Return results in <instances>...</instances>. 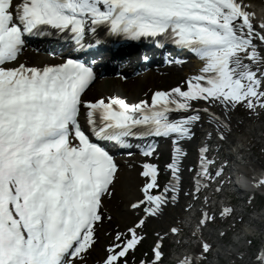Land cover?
Masks as SVG:
<instances>
[{
    "label": "snow or ice",
    "instance_id": "obj_1",
    "mask_svg": "<svg viewBox=\"0 0 264 264\" xmlns=\"http://www.w3.org/2000/svg\"><path fill=\"white\" fill-rule=\"evenodd\" d=\"M53 38L64 53L28 57L41 51L34 39ZM148 41L163 63L187 62L171 48L200 68L136 100L88 95L94 50ZM242 110H264V21L246 0H0V264H165L168 242L184 232L167 215L175 207L197 209L196 243L175 264H205L228 234L208 229L236 218L232 204L213 199L229 182L213 141L229 140ZM159 139L171 144L163 168L152 159ZM136 155L137 181L124 187L118 157ZM251 184L264 190V170ZM118 198L123 208L113 206ZM227 255L264 264V239L246 237Z\"/></svg>",
    "mask_w": 264,
    "mask_h": 264
},
{
    "label": "bare ground",
    "instance_id": "obj_2",
    "mask_svg": "<svg viewBox=\"0 0 264 264\" xmlns=\"http://www.w3.org/2000/svg\"><path fill=\"white\" fill-rule=\"evenodd\" d=\"M255 0H250V6L247 5L250 12L254 13V19L257 23L264 21V2H259V0L256 1V3H252ZM247 4V0H246ZM28 57L38 61H41L43 59H47L48 56L45 53H35V52H28ZM183 68V67H182ZM169 71H171L170 76H163L159 72L156 71H150L146 75H144L143 78H139L136 82H131L129 86L123 89V93L128 95V92L134 89H137L139 91L142 89V93L146 92L150 87H154L158 84L166 85V81L168 78L172 79L173 84H175L182 76L186 77L190 73L195 72V64L190 63L186 68H183L182 70L176 69V68H169ZM182 71V72H180ZM92 89V87H91ZM264 110L260 112L259 115H244L240 112L234 114V124L232 128V134L228 141L225 143L227 144L228 149L231 148L233 152L236 153V156L240 158V165L242 172L247 173L248 177L251 179L256 171L262 170L264 166V161L262 158V153H258L257 145L262 142L264 145ZM258 120V121H257ZM237 131V132H236ZM255 139V140H254ZM253 142L255 144H253ZM196 144H190L188 145V162H191L194 160V156L192 154L193 147H195ZM165 144L160 146L156 151L157 155L153 158H158V156L164 151ZM140 157H135L133 159H128L127 157L120 158L122 162V168L123 172L121 174V182L124 187H130L137 181V172L136 168H129L127 165V161L133 160L134 162L140 161ZM184 175L186 178L188 177L189 173L185 172ZM187 180V179H186ZM243 187L247 188L248 192L250 188V180L245 179V182L243 183ZM246 190V191H247ZM226 191V187H225ZM258 192H261L262 189H257ZM120 199V198H119ZM222 199V198H221ZM123 202H125L123 199H120ZM115 207V205H113ZM196 211L197 209H193L191 211H185L184 207H175L172 209H169L167 215L169 218L179 217L181 220L184 221V223L181 225L184 228V234L183 236H176L174 238V245L168 246V248H173L174 251L171 253L168 251V259L165 261V264H175L176 260L180 257H183L184 254L191 250L193 245L196 243V238L191 236L192 228L191 226L196 223ZM244 209L241 207L238 209V213L243 212ZM252 225L255 227L254 229L256 231H260L258 229L259 227L264 225V211H260L257 213V215H254L251 217ZM215 227H211L206 232V236L210 233L211 237H216L218 232L226 231L225 226L219 227V229ZM249 231V229H247ZM245 230V233H248V231ZM231 237H233V240L229 241L226 240L223 241L224 238H228L230 236H224L222 240L219 241V243H216V240H213V243H216V247L212 253L208 255V258L212 261H206V264H229L230 260H235V264H241L240 260L229 257L227 255V250L234 244L235 246H242L240 245V241L244 240L246 237L245 235H239L237 233H231L229 234ZM182 241V243H181ZM231 242V243H230ZM216 260V261H214Z\"/></svg>",
    "mask_w": 264,
    "mask_h": 264
},
{
    "label": "rangeland",
    "instance_id": "obj_3",
    "mask_svg": "<svg viewBox=\"0 0 264 264\" xmlns=\"http://www.w3.org/2000/svg\"><path fill=\"white\" fill-rule=\"evenodd\" d=\"M108 85V87H111V85L110 84H107ZM117 86H119V87H124V86H122V85H115V84H113V86L110 88V89H112V91L110 92V93H112L113 91H114V88L115 87H117ZM93 92V91H92ZM117 93V92H116ZM93 95H96L97 93H92ZM117 94H122L120 91H118V93ZM164 161H162L161 163H163ZM123 205H124V203H123V201L122 200H119L118 201V207L119 208H123ZM256 205L258 206V208H260L261 206H263L264 205V202H260L259 200H257L256 201ZM262 211H264V208L262 209ZM114 227V226H113ZM263 228H264V225L263 226H261V227H259V229H260V231H258V233H257V236L255 237V238H253V237H251V236H248V237H250V238H252L254 241H255V243L257 244V245H259V243H260V241L258 240L259 238H260V234H261V231L263 230ZM243 233H241V235H242ZM228 236H230V235H228ZM254 236V235H253ZM226 240H229V241H231V240H233V237H226V238H224L223 239V241L225 242ZM243 241L244 240H242V241H240V245H242L243 246ZM168 245H169V243H168ZM168 251H170L171 253L174 251V249L172 248H168ZM214 261H216V260H214Z\"/></svg>",
    "mask_w": 264,
    "mask_h": 264
}]
</instances>
